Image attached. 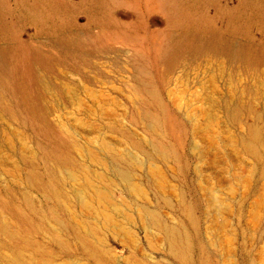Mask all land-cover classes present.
I'll list each match as a JSON object with an SVG mask.
<instances>
[{
  "label": "rangeland",
  "instance_id": "374dc122",
  "mask_svg": "<svg viewBox=\"0 0 264 264\" xmlns=\"http://www.w3.org/2000/svg\"><path fill=\"white\" fill-rule=\"evenodd\" d=\"M3 47L0 264H264V0H0Z\"/></svg>",
  "mask_w": 264,
  "mask_h": 264
},
{
  "label": "bare ground",
  "instance_id": "6f19581e",
  "mask_svg": "<svg viewBox=\"0 0 264 264\" xmlns=\"http://www.w3.org/2000/svg\"><path fill=\"white\" fill-rule=\"evenodd\" d=\"M6 49L7 48L5 47H3V49L0 48V91L1 92H5L9 90L14 91L21 88L20 82L18 80V78L21 77L20 76L21 74L19 73L17 62L13 58L12 59L8 58ZM78 196L82 198L83 194L79 192Z\"/></svg>",
  "mask_w": 264,
  "mask_h": 264
}]
</instances>
